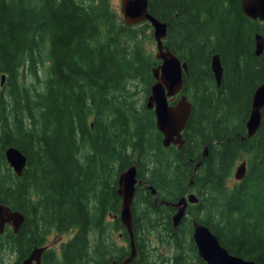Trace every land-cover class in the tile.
<instances>
[{
	"label": "trees",
	"instance_id": "obj_1",
	"mask_svg": "<svg viewBox=\"0 0 264 264\" xmlns=\"http://www.w3.org/2000/svg\"><path fill=\"white\" fill-rule=\"evenodd\" d=\"M148 10L168 24L164 43L188 65L182 92L192 110L181 148L163 147L153 111L135 102L130 87L141 82L148 95L159 63L147 47L149 23L126 25L110 0H0V203L24 215L17 233L6 226L0 235V246L16 254L11 264L43 246L52 229L75 232L60 256L46 250L42 264H89L92 253L105 264L117 177L133 163L142 182L132 204L130 264H205L191 215L230 253L264 264V110L253 136L245 125L264 83V48L254 54L264 22L246 17L240 0H148ZM215 53L220 86L210 68ZM10 146L27 157L21 176L6 162ZM243 160L245 174L233 181ZM192 191L198 202L173 229L171 203ZM113 226L128 243L118 217Z\"/></svg>",
	"mask_w": 264,
	"mask_h": 264
},
{
	"label": "water",
	"instance_id": "obj_2",
	"mask_svg": "<svg viewBox=\"0 0 264 264\" xmlns=\"http://www.w3.org/2000/svg\"><path fill=\"white\" fill-rule=\"evenodd\" d=\"M242 13L253 21L264 22V0H240ZM120 11L127 25H137L148 22L152 27L153 39L156 43L155 58L160 62L151 70L153 83L150 85V93L147 96L145 106L153 110L157 130L162 134L164 148L176 145L181 148L184 144L182 131L190 117L192 103L188 96L181 93L183 87V75L188 72L186 61H182L176 54L171 52L164 44L167 36L168 24L154 17L148 10V0H120ZM254 54L260 56L264 48V37L260 33L254 35ZM210 68L217 86H220L223 67L218 53L211 57ZM4 75H2V82ZM176 95L179 97L169 103ZM264 110V83L258 85L253 93L249 116L246 120L247 137L253 136L262 121ZM207 154V146L204 147L202 157ZM4 156L17 176H21L27 164V157L14 146L7 147ZM195 164L194 171L200 165ZM246 171V161L240 162L234 170V179L239 181ZM141 182L137 178V167L133 163L122 170L117 178L116 193L120 197L119 220L129 235L130 253L120 263L113 261L109 264H129L137 255L134 241L132 204L136 184ZM144 182V181H143ZM193 183V180H191ZM145 184V182H144ZM153 194L156 193L152 186H148ZM198 202V197L191 192L184 194L177 201L171 203L175 211L171 216L172 228L176 229L186 216L189 204ZM24 221V215L12 210L5 204L0 203V234L6 225H11L14 233H17ZM191 237L196 247L197 255L205 264H258L255 260L245 259L230 251L221 243L218 236L208 226L191 215ZM44 247H35L22 261V264H41V254Z\"/></svg>",
	"mask_w": 264,
	"mask_h": 264
},
{
	"label": "rangeland",
	"instance_id": "obj_3",
	"mask_svg": "<svg viewBox=\"0 0 264 264\" xmlns=\"http://www.w3.org/2000/svg\"><path fill=\"white\" fill-rule=\"evenodd\" d=\"M110 3L112 5L113 9H115L117 17L119 19L123 20L122 13L120 11V0H110ZM151 35H152V30H151ZM146 42H147V47L150 49L152 55L154 56L156 51H157L155 40L153 39V37H152V39L146 38ZM47 63H48L47 61L44 63V66L41 68V70L39 72V75L42 79L45 77V75L47 73V72H45V69L47 67ZM31 79H32L31 76H29V78H27L28 81ZM146 86L147 85L142 84L141 82H138V81H134L133 84L130 86L131 89L135 91L134 99H135V102L137 104H143V103L145 104L146 97H147V95L145 94ZM234 170H235V168H234ZM234 170L232 171L231 179L233 181H236L234 179V176H233ZM12 172H13V170H12ZM192 192H194V191H192ZM113 221L114 220H111V217L108 218V221H107L109 224L108 234L105 235V240L103 241V242H105L104 247L106 249L109 246L110 242L113 245V249L116 248V246H118V245H122V244L125 246L127 245V242L125 241V239L123 241V237H121L120 240H118L119 233L121 230H119V231L115 230V228L113 226ZM74 232H75L74 230H71V231L66 232V233H61L55 229H52L50 231V234L47 235L43 246H46L48 248V249H46L47 251L50 249H53L56 252V255L60 256L61 255V245L65 242H67L71 237H73ZM1 242H2V238L0 237V243ZM155 252H157V251H154V254L157 255L158 252L157 253H155ZM161 252H163V251H161ZM92 257L94 258V260L90 261L89 264H98L99 261L94 256L93 253H92ZM47 258L50 259V256L47 255ZM0 260H1V264H11L13 261L16 260V254L11 249H8L7 247H5L2 250H0Z\"/></svg>",
	"mask_w": 264,
	"mask_h": 264
},
{
	"label": "flooded vegetation",
	"instance_id": "obj_4",
	"mask_svg": "<svg viewBox=\"0 0 264 264\" xmlns=\"http://www.w3.org/2000/svg\"><path fill=\"white\" fill-rule=\"evenodd\" d=\"M111 215H109V217H110ZM117 218V214H113L112 215V217H111V220H115ZM119 233V232H118ZM107 234H108V232H107ZM121 237H123V233H122V231H120V233H119V237H118V240H120V238ZM123 241H124V237H123ZM128 242H129V239H128ZM105 243V242H104ZM111 244V243H110ZM124 247V245L122 244V245H118V246H116V248H114L113 249V252L109 255L108 254V251L106 250V253H107V255H106V259L107 260H105L106 261V263L105 264H109V263H111L112 261H117L118 263H120V262H122L123 261V259L128 255H125V256H123V257H121V251L122 250H120L121 248H123ZM4 247L1 245L0 246V250H2ZM46 249H48V248H46ZM46 250H43V252H42V254H41V264H42V256H43V254H44V252H45ZM32 264H35L34 262L32 263Z\"/></svg>",
	"mask_w": 264,
	"mask_h": 264
},
{
	"label": "bare ground",
	"instance_id": "obj_5",
	"mask_svg": "<svg viewBox=\"0 0 264 264\" xmlns=\"http://www.w3.org/2000/svg\"><path fill=\"white\" fill-rule=\"evenodd\" d=\"M134 241H135V239H134Z\"/></svg>",
	"mask_w": 264,
	"mask_h": 264
}]
</instances>
